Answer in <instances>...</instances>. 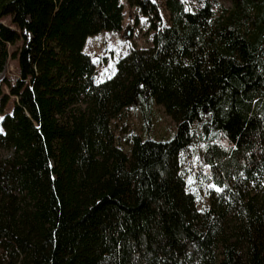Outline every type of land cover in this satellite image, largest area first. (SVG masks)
<instances>
[{
  "label": "trees",
  "instance_id": "obj_1",
  "mask_svg": "<svg viewBox=\"0 0 264 264\" xmlns=\"http://www.w3.org/2000/svg\"><path fill=\"white\" fill-rule=\"evenodd\" d=\"M128 2L153 45L98 81L85 46L122 30L121 0H0V75L19 65L0 83V264H264V0ZM152 102L170 139L117 134ZM194 146L221 188L202 209Z\"/></svg>",
  "mask_w": 264,
  "mask_h": 264
},
{
  "label": "rangeland",
  "instance_id": "obj_2",
  "mask_svg": "<svg viewBox=\"0 0 264 264\" xmlns=\"http://www.w3.org/2000/svg\"><path fill=\"white\" fill-rule=\"evenodd\" d=\"M124 5L125 19L121 31H103L101 33L89 36L85 49L91 53L96 62L98 81H104L111 78L117 69V62L120 57L125 56L133 46L144 49L153 45L154 30L151 29L148 18L137 7L131 5L128 0H121ZM193 1V0H188ZM222 4L231 7V0H220ZM168 16V12L164 11ZM6 24H11V18L3 20ZM18 45L10 46L14 50ZM19 76L18 61L10 59L6 69L0 75V83L8 78L15 82ZM5 90L9 93V88ZM17 101L15 96H11L6 112H12ZM3 114L0 113V123ZM118 135L125 137L127 133L137 132L144 137L156 140L170 139L177 128V122L169 115L163 105L152 102L149 107L135 106L122 116L121 119L114 122ZM196 134L200 133L201 127L198 122L194 124ZM0 129H2L0 124ZM125 150H129L126 142H123ZM2 153L8 157L12 151L3 150ZM181 166L184 177L188 181V190L195 195V201L199 209H202L210 202L211 194L221 188L212 182H209L200 165L195 146L190 148L188 154L181 157ZM251 187H255L252 185Z\"/></svg>",
  "mask_w": 264,
  "mask_h": 264
}]
</instances>
